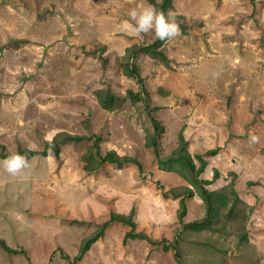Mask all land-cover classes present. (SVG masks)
I'll use <instances>...</instances> for the list:
<instances>
[{
  "label": "rangeland",
  "instance_id": "374dc122",
  "mask_svg": "<svg viewBox=\"0 0 264 264\" xmlns=\"http://www.w3.org/2000/svg\"><path fill=\"white\" fill-rule=\"evenodd\" d=\"M136 3L0 0V153H34L0 167V264H264V0H169L171 40L120 28ZM94 136L136 164L85 171Z\"/></svg>",
  "mask_w": 264,
  "mask_h": 264
},
{
  "label": "trees",
  "instance_id": "16d2710c",
  "mask_svg": "<svg viewBox=\"0 0 264 264\" xmlns=\"http://www.w3.org/2000/svg\"><path fill=\"white\" fill-rule=\"evenodd\" d=\"M148 1L152 5H154L158 10L163 11V12H164V9L167 8L168 2H169V0H162V3L160 5H157L153 2V0H148ZM128 72H129V73H127L128 75H130V76L132 75L136 79H139L138 73L136 72V70L134 68H131ZM139 81H140V79H139ZM93 94H94L99 106L103 110H108V111L114 110L116 108V104H117L118 100L121 101L122 99L127 98V97L128 98L132 97L134 100L139 98L138 94L134 93L131 90H127L126 95L123 98L121 97V99H119L120 97L118 95L112 93L109 89H97L93 92ZM93 138H94V141L88 150L86 163H85V166L83 168L85 171L94 172L106 161L109 163L116 164L117 166H121L124 163H135L136 164V161L133 160L132 158L123 157L122 159H119L114 155L113 152H106L104 156H100L98 154V146H97V142L99 141L100 138L98 136H94ZM80 139H82V138L79 136L70 135L68 133H61L59 143H63L66 141H78ZM57 144L58 143H57L56 139H53V141L51 143H46L44 146V151H42V154H45L46 150L49 148H52L54 153L57 154L59 151ZM146 146H151V147L155 148V142L149 138L148 142H146ZM17 153H19L20 155H23L27 158H29L30 156H32L34 154L32 151H22V150L18 151ZM9 155H11V153L4 152L1 154V157L5 159ZM95 155H97V157H95ZM155 156L156 157L158 156L157 150H155ZM198 160L200 161V163L202 165L204 164L200 158H198ZM158 163H159V161H158ZM163 163H165V162L164 161L160 162V168L164 171H169L170 166L165 165V167H163ZM168 163L170 164V161ZM186 165H187L186 169H189V171H191L192 165L190 163H186ZM203 196H204L203 200H204L205 207H206V215H208L210 218H212L213 214L215 213V209H216V207H215L216 206V201H215L216 199H212L210 196H206V195H203ZM180 205H183L182 199L180 200ZM182 215H183V213H180L179 218ZM112 220L121 221V222L127 224L131 229L134 228L133 223L121 215H118V214L113 215ZM206 221L203 220L202 222H206ZM184 225L189 226V227H198L199 226L202 228L203 224L198 221V222H194V223L193 222L192 223H186ZM128 235L133 237V238H135V237L144 238L143 235L135 234V233H131V232L128 233ZM91 240H92L91 237L85 238L82 241V243L80 244V246H81L80 250L83 251L84 248L87 247L88 244L91 242ZM0 244L3 245V248L5 249V251H8L9 253H13V252L16 253V251H14L13 249L6 247L4 245L5 243L1 239H0Z\"/></svg>",
  "mask_w": 264,
  "mask_h": 264
},
{
  "label": "clouds",
  "instance_id": "9594fccd",
  "mask_svg": "<svg viewBox=\"0 0 264 264\" xmlns=\"http://www.w3.org/2000/svg\"><path fill=\"white\" fill-rule=\"evenodd\" d=\"M129 19L123 20L120 28L136 37L154 32L159 40H171L181 34L179 23L172 11L167 13L158 10L154 5L145 0H137L136 6L129 12ZM258 138L253 136L251 140L256 142ZM0 167L11 175L20 174L28 167L27 157L19 153L11 154L0 160Z\"/></svg>",
  "mask_w": 264,
  "mask_h": 264
}]
</instances>
